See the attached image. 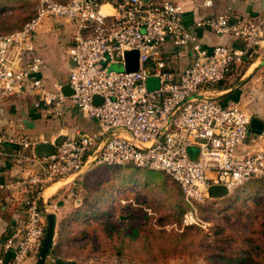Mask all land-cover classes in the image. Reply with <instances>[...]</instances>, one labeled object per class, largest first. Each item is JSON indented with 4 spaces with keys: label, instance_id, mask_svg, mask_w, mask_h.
Wrapping results in <instances>:
<instances>
[{
    "label": "built area",
    "instance_id": "obj_1",
    "mask_svg": "<svg viewBox=\"0 0 264 264\" xmlns=\"http://www.w3.org/2000/svg\"><path fill=\"white\" fill-rule=\"evenodd\" d=\"M36 15L21 28L0 34V102L32 92L36 109L61 114L66 106L98 122L84 132L55 142L47 157L35 153L38 143L19 133L0 130V145L17 142V161L39 165L42 173L30 182L35 190L24 208L23 224L11 228L0 249V264H35L46 237L49 204L40 194L50 181L81 171L86 165L133 164L161 171L180 187L188 208L187 224L197 217L198 203L222 185L228 193L253 182L264 184V131L249 135L253 119L244 107L225 105L209 94L211 86L264 54V9L250 15H205L189 26L184 8L154 0H38ZM213 0H205L211 6ZM65 19L74 26L71 62L66 81L48 90L46 69L37 46L44 19ZM207 29L231 37L235 45L207 47L197 32ZM173 46V50L169 49ZM139 52L137 70L127 71L126 52ZM193 60L177 68L179 57ZM121 64L123 70L112 66ZM156 78L150 89L148 81ZM69 84L73 93L62 92ZM103 101L95 104L94 96ZM123 131L128 135H119ZM197 147L194 158L190 148ZM91 167V166H90ZM6 186L1 184L0 190Z\"/></svg>",
    "mask_w": 264,
    "mask_h": 264
},
{
    "label": "rangeland",
    "instance_id": "obj_2",
    "mask_svg": "<svg viewBox=\"0 0 264 264\" xmlns=\"http://www.w3.org/2000/svg\"><path fill=\"white\" fill-rule=\"evenodd\" d=\"M38 6V0H0V34L21 28L36 15ZM63 57L61 53L60 58ZM112 68L123 70L121 64ZM197 152V147L190 148L191 156ZM90 166L49 202L48 213L59 211L65 199L83 202L69 215L60 214L58 254L76 258L80 264H264L263 183H249L222 197H207L198 203L195 221L187 224L184 215L188 206L181 189L164 172L133 164ZM159 172L163 181L152 176ZM119 180H124L126 186L102 194L106 185H117ZM164 186L173 205L163 204L167 193ZM95 199H105L97 210L106 214L102 222L89 218L97 207ZM102 223L110 231L125 226L131 234L143 226L167 231L168 235L151 238L148 247L144 246L145 238L138 237L137 242L118 254L114 248L116 239L103 237ZM135 244L137 251L132 247ZM164 249L168 251L160 254Z\"/></svg>",
    "mask_w": 264,
    "mask_h": 264
},
{
    "label": "crops",
    "instance_id": "obj_3",
    "mask_svg": "<svg viewBox=\"0 0 264 264\" xmlns=\"http://www.w3.org/2000/svg\"><path fill=\"white\" fill-rule=\"evenodd\" d=\"M156 2L171 1L184 8L186 25H193L195 20L205 15L234 13L250 15L262 9L264 0H213L211 6H204L205 0H154ZM207 47L217 44L235 45L228 36L217 35L207 29L195 30ZM74 26L65 19H44L38 28L37 46L40 55L46 63L42 77L48 90H55L56 85L68 79L71 62L68 48L71 46ZM54 40V43L51 41ZM173 46L169 45V49ZM61 53L64 55L60 58ZM193 60L189 52L187 56L179 57L177 68H184ZM218 85V84H217ZM219 85L213 87L209 94L217 96L225 105L237 104L247 109L253 117L264 122V54L254 61L240 67ZM37 96L32 92L12 95L0 102V130H9L27 137L35 143H55L68 137H76L84 132H95L99 129L98 122L81 111L66 106L61 114H50L44 109H36L34 102ZM119 135H128L117 131ZM264 147V141L252 145L251 150ZM21 146L17 142H6L0 145V185L6 187L0 190V249L6 233L13 227L23 224L25 206L32 197L35 184L30 182L34 175L42 173L39 165H23L17 161ZM90 168L86 165L81 171L60 177L45 185L40 194L43 203L49 204L51 197ZM59 211H54L56 217L55 235L52 248L45 264H80L78 259L57 252V242L60 235V214L69 215L79 209L82 201L65 199ZM125 217V215H121ZM37 264V262L35 263Z\"/></svg>",
    "mask_w": 264,
    "mask_h": 264
},
{
    "label": "water",
    "instance_id": "obj_4",
    "mask_svg": "<svg viewBox=\"0 0 264 264\" xmlns=\"http://www.w3.org/2000/svg\"><path fill=\"white\" fill-rule=\"evenodd\" d=\"M147 1V0H144ZM262 9H264V4L262 6ZM139 66V52L137 50H130L126 52V65L124 69L127 71H133L137 70ZM30 77L39 79L42 77L41 72H33L30 74ZM154 81H156V78L151 77L148 81V86L150 89H154L158 87V85H154ZM62 92L65 95H71L73 93V90L71 89L69 84H64L62 87ZM103 101V98L99 95L94 96L93 102L95 104H98ZM264 131V122H262L260 119L253 117L250 126H249V135H259ZM54 151V144L53 143H40L37 144L35 147V153L39 157H47L48 155L52 154ZM222 188V190L220 189ZM210 196L211 197H222L224 195L228 194V190L222 186V185H215L210 189ZM43 203V202H42ZM44 204V203H43ZM47 219H48V226H47V232L46 237L44 240L43 247L40 251L39 258L37 261V264H45L46 258L50 253V250L52 248L53 244V238L55 235V227H56V217L53 212L47 213Z\"/></svg>",
    "mask_w": 264,
    "mask_h": 264
},
{
    "label": "trees",
    "instance_id": "obj_5",
    "mask_svg": "<svg viewBox=\"0 0 264 264\" xmlns=\"http://www.w3.org/2000/svg\"><path fill=\"white\" fill-rule=\"evenodd\" d=\"M71 45H73V41H71ZM220 83H218V85L216 84V85H213L211 87L212 88L213 87L221 88V85H219ZM191 157L194 158L195 156H191ZM152 176L154 178H156V180H159V181L162 180L163 181V176H162V174L160 172L159 173H153ZM164 185H166V184L164 183ZM124 186H126L124 180H119V182L117 183V185L115 183L111 182V183H109L108 185H106L104 187V189L102 191V194H106L111 189H115L116 187L117 188H122ZM160 187H162V186H160ZM163 188L165 190H167V193H165V197H164L165 202L163 201V204H167V206L168 205H173L172 198L170 197V194H168L169 190L165 186ZM95 200H97V202H96L97 203V207L93 208V212L91 214L89 213V218H93V220H99V221H101V220L104 219V217H106L105 216L106 214H101L97 210H99L101 208V206L103 205V201L105 199H95ZM127 218H130V216H128ZM123 221H126V219H123ZM101 226H102V228H100V230L103 232V237L105 236L104 238L111 239V241H114L116 239L117 242L114 243V248L116 249V251L118 252V254L124 253L127 250L126 249L127 246H130V244L137 242L138 237H144L145 238L144 239V246L145 247H148L149 246V240L151 238H163V236L168 235L167 234V231H164V230L155 231L154 229H152L150 227H143V226L134 229L131 234H128L126 232V227L125 226H121L119 228L113 227L112 228L113 229L112 231H110V227L109 226H106L103 223L101 224ZM97 237H99V235H97ZM179 237H180V235H179ZM172 245L175 246L176 245V241ZM135 246H136V244L135 245H132L133 250L134 251L135 250L137 251L138 248H136ZM166 251H168V249L160 250L159 253L160 254H163Z\"/></svg>",
    "mask_w": 264,
    "mask_h": 264
}]
</instances>
